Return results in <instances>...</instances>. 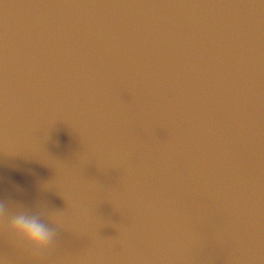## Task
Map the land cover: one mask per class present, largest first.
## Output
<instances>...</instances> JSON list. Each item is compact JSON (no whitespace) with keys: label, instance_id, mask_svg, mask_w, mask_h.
<instances>
[{"label":"water","instance_id":"obj_1","mask_svg":"<svg viewBox=\"0 0 264 264\" xmlns=\"http://www.w3.org/2000/svg\"><path fill=\"white\" fill-rule=\"evenodd\" d=\"M0 198L8 264H264V0H0Z\"/></svg>","mask_w":264,"mask_h":264},{"label":"clouds","instance_id":"obj_2","mask_svg":"<svg viewBox=\"0 0 264 264\" xmlns=\"http://www.w3.org/2000/svg\"><path fill=\"white\" fill-rule=\"evenodd\" d=\"M0 231L34 254L47 250L55 237V228L44 213L13 205L2 198ZM0 264H8L7 257L3 254H0Z\"/></svg>","mask_w":264,"mask_h":264}]
</instances>
